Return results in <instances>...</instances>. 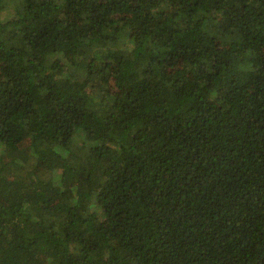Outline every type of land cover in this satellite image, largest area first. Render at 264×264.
<instances>
[{"label": "trees", "instance_id": "1", "mask_svg": "<svg viewBox=\"0 0 264 264\" xmlns=\"http://www.w3.org/2000/svg\"><path fill=\"white\" fill-rule=\"evenodd\" d=\"M14 2L0 264H264V0Z\"/></svg>", "mask_w": 264, "mask_h": 264}, {"label": "rangeland", "instance_id": "2", "mask_svg": "<svg viewBox=\"0 0 264 264\" xmlns=\"http://www.w3.org/2000/svg\"><path fill=\"white\" fill-rule=\"evenodd\" d=\"M14 5L16 6V7H18L19 9H22V8H24V6H25V0H15V2H14ZM13 5V6H14ZM27 145H24V147H26ZM9 154H18L17 153V151H15L14 149H9ZM8 154V155H9ZM42 261H43V263H45L46 264V258H44V257H42Z\"/></svg>", "mask_w": 264, "mask_h": 264}]
</instances>
